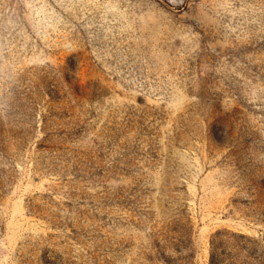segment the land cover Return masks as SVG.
<instances>
[{"label":"rangeland","instance_id":"rangeland-1","mask_svg":"<svg viewBox=\"0 0 264 264\" xmlns=\"http://www.w3.org/2000/svg\"><path fill=\"white\" fill-rule=\"evenodd\" d=\"M0 264H264V0H0Z\"/></svg>","mask_w":264,"mask_h":264}]
</instances>
